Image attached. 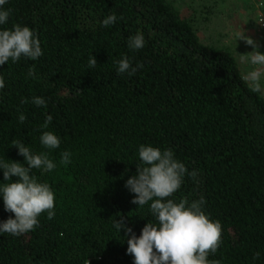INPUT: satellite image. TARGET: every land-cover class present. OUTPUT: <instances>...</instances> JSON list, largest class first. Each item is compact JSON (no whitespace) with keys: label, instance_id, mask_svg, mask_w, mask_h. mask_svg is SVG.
Wrapping results in <instances>:
<instances>
[{"label":"trees","instance_id":"16d2710c","mask_svg":"<svg viewBox=\"0 0 264 264\" xmlns=\"http://www.w3.org/2000/svg\"><path fill=\"white\" fill-rule=\"evenodd\" d=\"M0 7L10 11L0 30L27 26L43 53L0 66V161L24 163L16 140L57 165L31 172L53 191L54 218L42 213L19 236L0 232V264H134L126 251L131 234L116 221L123 218L136 237L147 223L159 226L151 202L132 203L125 187L142 163L140 145L170 149L197 172L169 198L203 197L202 210L220 223V247L209 261L264 264V96L242 79L231 50L203 44L171 0H6ZM112 14L116 23L105 27ZM136 34L145 43L132 50ZM124 57L142 67L119 74ZM44 131L60 139L59 148H43ZM65 151L67 165L60 164ZM10 217L0 196V223Z\"/></svg>","mask_w":264,"mask_h":264},{"label":"clouds","instance_id":"9594fccd","mask_svg":"<svg viewBox=\"0 0 264 264\" xmlns=\"http://www.w3.org/2000/svg\"><path fill=\"white\" fill-rule=\"evenodd\" d=\"M6 0H0V6ZM9 10L0 7V25L8 22ZM117 21L115 14L103 20L105 27ZM238 39L253 47V51L241 56V63L248 61L255 66L242 79L249 83L252 92L261 91V78L264 77V53L255 51L256 43L245 35L237 34ZM144 37L136 34L129 38L128 46L132 50L144 47ZM40 40L34 36L27 26L14 25L13 29L0 30V66L18 62L21 57L33 61L42 56ZM119 74H134L136 68L131 67L127 57L116 61ZM97 61L94 56L89 58V67L95 68ZM28 76L35 78L33 69H29ZM5 87V81L0 77V89ZM27 101L22 100L21 103ZM32 103L36 106H46L42 97H33ZM52 116L45 118L42 128L47 129ZM26 120L24 114L19 115V122ZM13 146L18 149V155L24 157V163L0 161L3 177L8 183L0 187L5 210L14 214V218L0 223V232L19 236L38 226V217L46 212L49 220L55 216V196L47 183H40L31 175L33 169L51 172L57 167L47 152L34 154L29 147L14 140ZM43 148L55 150L60 146V139L50 131H44L40 136ZM138 155L142 162L136 166V174L126 181L125 187L135 194L132 203L143 207L150 203L151 213L158 221V227L147 223L136 237L132 229L126 227L123 218L117 220L115 227L118 231L125 229L131 237L127 240V254L134 257V264H219V261H209V254H215L220 247L222 228L220 223L211 221L202 210L204 198L189 203L182 198L177 203L172 197L177 192L185 175L194 180L197 172L189 173L185 165L174 158L172 150L161 151L153 146L140 145ZM71 162V153L61 154L60 164ZM26 165V166H25ZM12 177H18L17 182H11ZM10 181V182H9ZM187 205V207H186ZM259 252L254 258L259 257Z\"/></svg>","mask_w":264,"mask_h":264},{"label":"rangeland","instance_id":"374dc122","mask_svg":"<svg viewBox=\"0 0 264 264\" xmlns=\"http://www.w3.org/2000/svg\"><path fill=\"white\" fill-rule=\"evenodd\" d=\"M171 1L194 25L203 44L231 50L243 75L255 67L248 61L241 63V56L252 52L253 47L238 39L237 34L251 38L257 46L255 51L264 53V0ZM261 84L259 92L264 96V77Z\"/></svg>","mask_w":264,"mask_h":264}]
</instances>
